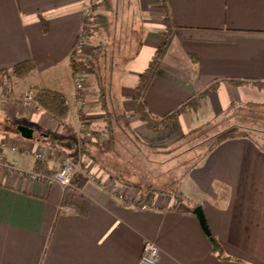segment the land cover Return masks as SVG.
Instances as JSON below:
<instances>
[{"label":"crops","instance_id":"obj_1","mask_svg":"<svg viewBox=\"0 0 264 264\" xmlns=\"http://www.w3.org/2000/svg\"><path fill=\"white\" fill-rule=\"evenodd\" d=\"M88 2L0 0V74L34 61L36 84L66 96L73 126L68 133L46 113L3 100L0 121L31 127L40 136L30 141L0 132V157L25 171H36L38 160L58 171L64 158L80 170L78 191H67L57 182L0 168V264H143L148 240L160 250L155 264H264V151L251 138L196 141L187 154L197 163L183 172L180 197L145 193L124 181L139 184L144 176L124 175L132 154H165L194 129L223 120L233 106L264 104V0H164L172 38L143 102L156 119L181 110L170 129L158 131L136 114V93L165 39L166 8L161 0H138L140 13L134 14L142 41L133 57L120 58L110 80L106 109L114 116L101 109L88 72L85 116L101 135L100 145L80 143L75 134L71 58ZM3 138L11 143L3 145ZM197 206L218 251L194 213Z\"/></svg>","mask_w":264,"mask_h":264},{"label":"trees","instance_id":"obj_2","mask_svg":"<svg viewBox=\"0 0 264 264\" xmlns=\"http://www.w3.org/2000/svg\"><path fill=\"white\" fill-rule=\"evenodd\" d=\"M165 4L166 3H164L163 7L166 8ZM110 7H111L110 0H99L97 3L95 2V0L89 1L87 9L88 11L92 12V14L93 13L94 14L92 16L85 14L84 16L83 31H85L87 35H92L93 33L102 34L103 32L106 36H108L105 38L109 39L111 37L110 35L112 32L111 28L113 27V23L111 22L110 17L98 13L100 9L110 10ZM165 10H166V15L164 16V22L166 24V31L164 32L165 39L163 40L161 46L156 51V58L150 62L148 68L140 75L139 82L137 85V93H136V99H137L136 114H138L141 117V119L147 124L148 128L152 131H158L160 129H165V130L170 129L173 119L177 116V114L181 110L180 109L171 114H168L162 119H156L155 117H152L148 113L146 106L143 102V96L147 91L148 87L150 86L153 78L155 77L157 70L160 66L161 60L164 57L165 53L167 52V49L169 47L172 38V33L169 29L171 27L170 16L167 11V8ZM42 22L45 26L46 21L42 19ZM94 24H96V26H94ZM107 44L108 43L106 42L98 44L94 49L93 56L90 58L78 59L72 57L71 58L72 76L74 80V74L78 70H80V67L84 65L93 68L95 70V75H96V82H97L96 85L99 89V95H100L99 101H100L101 109L106 111L107 115L114 116L113 113H109V111L106 109L108 95L110 93V80L109 83H107L106 80L107 78L105 79L103 71H106L105 69L107 65L101 64L100 62L104 58L106 59L104 60L107 61V55L105 54V51L107 50L106 47ZM35 70H36V63L31 60L24 61L15 65L12 68L11 73L7 74L8 85L9 84L12 85L11 88L9 87V90L12 91V93H14L15 88H13V84L17 83L20 80L27 81L32 77ZM119 70L120 69H118V71ZM231 83L235 84L234 81H231ZM209 90L210 89L204 91L202 94H200V96L205 97L209 92ZM30 91L33 92L35 100L50 112V117L57 120L60 125H63L65 129L68 131V133L73 132V126L71 123V119H72L71 108L66 96L63 93L40 87L37 84L30 85ZM20 95L21 94H19L18 96ZM12 96L15 97L14 94H12ZM191 102L192 100L190 101V103ZM84 116H85V111H84ZM230 121H232L233 123L227 126L225 125V127L223 128H220V125L223 122L226 123ZM84 123L85 125L89 126V121L86 116L84 117ZM208 125L211 127L208 129H202L205 128L204 126L198 129H194L193 131L189 132L186 136H184L182 140L179 141H181V143L184 142L183 144L186 145L191 144L190 148H188L189 151L197 146L196 141L203 142L211 139L218 140V138L219 140L220 139L224 140L227 138L245 136L254 140V142L259 147V149L264 151V104H248L245 106H236V107L233 106L230 109V111L224 116L223 120L218 122L217 125L214 123H208ZM18 126L19 125L15 122L0 121V132H3L4 134H12L16 137H20L21 135H19L20 132L18 131ZM91 132H92V138L90 139L88 144L95 142L97 145H100L101 135L97 132H94L92 129ZM257 134H260L261 138ZM109 136L112 139L114 138L113 133H111ZM95 137L97 138V140H94ZM83 139L86 138L83 137ZM187 141L188 142L192 141V142L187 143ZM51 142L55 143L56 140L51 139ZM88 144L83 143L81 147L82 152L84 151L86 153V148L88 147ZM170 151H166V152L169 153ZM196 163L197 162L194 161L193 163H191V166H195ZM35 170H36L35 172H39L47 176H51L57 173L56 170L50 169L47 163L41 160H38L37 167ZM135 185L138 186L139 188H142L140 184H135ZM150 190H154L156 192L160 191L159 189H150ZM160 192L165 193L163 191ZM181 195H183L182 192L176 194V196L178 197H180ZM140 203L141 201L137 202L136 204L139 205ZM208 236L210 238V241L212 242L214 250L218 251L220 249V246L216 241L215 237L211 234Z\"/></svg>","mask_w":264,"mask_h":264},{"label":"rangeland","instance_id":"obj_3","mask_svg":"<svg viewBox=\"0 0 264 264\" xmlns=\"http://www.w3.org/2000/svg\"><path fill=\"white\" fill-rule=\"evenodd\" d=\"M98 1L99 0H95L96 3ZM138 3H139L138 0H110V6H111L110 10L100 9L98 13H101V14H104L110 17L111 22L113 23V27L111 28V31H112L110 35L111 37L109 39L105 38L108 36H106L103 32L102 34L93 33L92 35H87V33L83 31L82 29V32L79 35L74 45V48L76 49L75 46L78 45L81 38H85L86 46L84 47V51L80 58L87 59L93 56L94 49L98 44L104 43V42L108 43L106 46L107 50L105 51V54L107 55V61H105L106 60L105 58H104L105 60L102 59L100 61L101 64L107 65L105 69L106 71H103L105 79L107 78L106 79L107 83H109V80H111V78L113 77L114 75L113 73L117 72L118 69H120L119 68L120 66L117 64L118 61H120V58H122V56L124 55L123 56L124 62L126 60H129L130 57H133L135 55L136 46L141 45L140 42L142 41V37H141V34H142L141 24L142 23L134 14L135 13L134 11L138 10V7H137L139 6ZM164 3H165L164 0H161L162 7ZM137 13H140L139 10ZM85 14L92 16L94 13L92 14V12L86 9ZM94 26H96V24H94ZM89 70L93 72L95 84H97L95 70L87 65L80 67L82 77L86 79L85 89L87 92H88V87H89L88 86L89 84L87 83ZM30 85H36V80H34L33 77H31L27 81L20 80L17 83H14L13 88H15L16 90L15 95L21 94L20 96L16 95L18 96L17 98H20L23 95H25L27 92H29ZM9 87L11 88L12 85L10 84L8 85L7 76H5L4 74L3 75L0 74V102L5 100V98H7L8 96H12V91L9 90ZM13 101L14 100H12L11 102ZM87 104H88L87 105L88 107L89 101ZM87 107L85 108V110L87 109ZM44 110H45L46 115L50 116V112L46 108ZM232 123H233L232 121L226 122V123L223 122L220 125V128H223L225 127V125L227 126ZM214 124L217 125L218 122L215 121ZM208 128L210 127H205L202 129H208ZM75 134L78 136V134L76 133V130H75ZM257 135L261 138L260 134H257ZM39 136H40L39 132H36L34 139L30 141H35ZM136 137L137 135H135V138ZM3 139H6L8 141V145L11 143L10 138H3ZM78 139L80 143L83 141L86 142L82 136H78ZM211 140L213 141L214 139H211ZM191 142L192 141H189V142L187 141V143H191ZM180 145L181 146L173 145L169 153L165 152V154L161 153L160 155H157L156 153L150 152V151L149 152L144 151L145 153L142 157H140L141 153L136 154V155L132 154L130 158L126 159L127 169L124 170V175L128 174L130 171H135V172L138 171L140 176L144 175L143 177H141V179H138V181H139V184L142 186L141 189L145 193H147L150 189H159L160 191L165 192V193H162L158 191L160 195L164 194V195L169 196V195L179 194V191L181 192L183 190L182 184H183V180L185 177L183 172L186 170L187 166L191 164V158L189 160V157L191 156L187 154L188 148H190L191 144L189 145L180 144ZM146 149H148V147ZM193 149L194 148H192L191 150ZM98 160L100 163L102 162L101 158H99ZM62 161L63 162H61L60 169L62 168L63 163L64 161H66V159L64 158V160ZM141 161L143 162V164L141 163ZM69 163L73 164L75 168V173L73 174L72 181H73V185L76 191H78V188L76 187L74 183V179H75V176L79 173L78 171H80L79 164H77V162H74V161L72 162L69 161ZM124 163H125V158H124ZM162 169L164 170L166 169V170L164 171ZM131 173L132 172H130L129 174ZM126 180L127 182L130 181L132 183V186L138 187L135 185L137 184L135 181L130 180L128 177L124 179V181ZM187 197L190 198V196H187ZM132 202L133 201H129V203H132Z\"/></svg>","mask_w":264,"mask_h":264},{"label":"built area","instance_id":"obj_4","mask_svg":"<svg viewBox=\"0 0 264 264\" xmlns=\"http://www.w3.org/2000/svg\"><path fill=\"white\" fill-rule=\"evenodd\" d=\"M86 46V41L85 38H81L80 42L78 43L76 49L74 48L72 53V57L81 59L80 57L82 56V53L84 51V47ZM85 80L82 77L81 71L78 70L74 74V81H75V106H76V111H77V127H76V133L78 136L85 137L87 140L92 138V132L91 129L85 125L84 123V111L85 108L87 107L88 103V97H87V91L85 89ZM13 102L23 104L24 106L34 109L35 111L39 113H45V108L39 104L34 97L33 92H27L25 95H23L20 98L16 99H11L9 96L5 98V101L7 102ZM8 144V141L6 139L3 140V145ZM13 150H18L19 147L14 145ZM39 158H43V154L39 153L37 155ZM0 168H4L8 171L18 173L19 175H28V177L32 180L35 181H49V182H57L62 185L64 190L67 191H76L72 177L73 174L75 173V168L74 165L69 163L68 160L64 161L63 166L60 170L57 171L56 174L47 176L39 172L35 171H25L21 168H18L16 163H6L5 156L0 157ZM143 208H147V205H142ZM65 211H69V207H64ZM159 247L153 242V241H146L144 244L143 248V253L141 256V262L143 264H155L158 255H159Z\"/></svg>","mask_w":264,"mask_h":264},{"label":"water","instance_id":"obj_5","mask_svg":"<svg viewBox=\"0 0 264 264\" xmlns=\"http://www.w3.org/2000/svg\"><path fill=\"white\" fill-rule=\"evenodd\" d=\"M18 131L20 132V135L24 138V139H28L31 140L34 138V129L28 126H24V125H19L18 126ZM194 213L198 216L200 223L204 229V231L210 235V230L208 228L207 225V220H206V216L204 214V211L202 209L201 206H197L194 209Z\"/></svg>","mask_w":264,"mask_h":264}]
</instances>
